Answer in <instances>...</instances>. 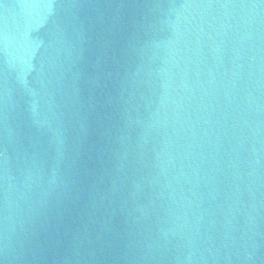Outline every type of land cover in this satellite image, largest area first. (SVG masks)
<instances>
[{"label": "water", "instance_id": "1", "mask_svg": "<svg viewBox=\"0 0 264 264\" xmlns=\"http://www.w3.org/2000/svg\"><path fill=\"white\" fill-rule=\"evenodd\" d=\"M0 264H264V0H0Z\"/></svg>", "mask_w": 264, "mask_h": 264}]
</instances>
